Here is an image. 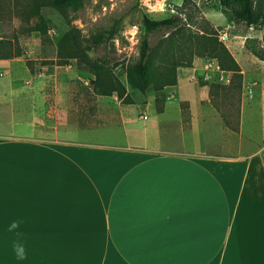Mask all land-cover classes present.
<instances>
[{"label": "crops", "instance_id": "obj_1", "mask_svg": "<svg viewBox=\"0 0 264 264\" xmlns=\"http://www.w3.org/2000/svg\"><path fill=\"white\" fill-rule=\"evenodd\" d=\"M134 101L112 97L94 128L0 119V264H264V146L225 152L200 98Z\"/></svg>", "mask_w": 264, "mask_h": 264}, {"label": "rangeland", "instance_id": "obj_2", "mask_svg": "<svg viewBox=\"0 0 264 264\" xmlns=\"http://www.w3.org/2000/svg\"><path fill=\"white\" fill-rule=\"evenodd\" d=\"M8 3L9 0H0V39H13L19 34V45L24 55L9 60L6 65H0L2 122H11L14 118L19 122L38 121L39 125L57 127L60 131L104 125L105 122H99L98 119L105 106L112 102V97H100L94 93L92 74L80 70L75 60L67 67H43L41 63L57 59L58 42L71 29L80 30L82 36L90 40L106 33L118 20H122L125 31L115 41L91 52L90 57L93 60L107 57L112 60V65L118 64L114 71L132 98L149 105V100L156 98L157 94L153 90L142 94L133 90L127 82V68L138 61L143 38L135 13L140 11L154 20L167 19L182 13L184 21L193 30L197 31L206 24L216 31L220 40L238 60L242 72H222L215 60L205 58V69L190 80L191 83H197L200 90L197 84H188L182 73L179 89L167 88L163 92L170 108L173 107L172 104L180 103L182 108L187 109L191 102L194 111H197L200 109V98L205 110L212 114V122H222L223 126L224 121L219 111L226 109L220 104V100L219 106L214 101L212 102L215 105L211 103L209 87H201L200 82L215 83L222 88L240 85L239 131L234 132L223 127L226 134L223 149L225 152H233L240 151L244 144V147L251 149L264 146V62L256 57L257 52H264V30L248 28L237 21L230 10L221 6L220 0H85L83 7L76 12L44 10L43 15L50 25L47 37L38 33L20 35L22 23L13 15ZM169 35L170 32L165 30L155 33L151 38L152 45ZM196 59L199 58H195V61ZM29 61L34 63L32 69L28 66ZM179 93L188 100L181 101ZM155 108L150 104L146 109V115L151 116V120L154 118ZM11 112H15L16 116ZM183 115V119L188 120L189 113ZM233 122L238 120L233 119ZM83 134L90 132L81 131L78 136Z\"/></svg>", "mask_w": 264, "mask_h": 264}, {"label": "trees", "instance_id": "obj_3", "mask_svg": "<svg viewBox=\"0 0 264 264\" xmlns=\"http://www.w3.org/2000/svg\"><path fill=\"white\" fill-rule=\"evenodd\" d=\"M84 2L85 0H9L13 15L22 23L20 35L38 33L42 37H47L50 32L49 22L43 15L44 10L53 9L62 13L67 10L76 12L83 7ZM220 3L222 7L231 11L237 21L248 28L264 30V0H220ZM135 17H138L136 21L140 25L143 38L138 61L127 68V82L133 90L142 94L153 90L157 94L158 113L164 112L167 103V96L163 92L167 88L178 86L179 69L193 68L195 58L215 60L219 69L225 73L240 74L242 72L240 64L229 48L220 40L218 33L210 29L208 25L204 24L195 31L188 26L187 21H184L182 13L171 18L154 20L138 11ZM125 29L122 20H118L106 33L87 40L80 30L73 28L59 40L57 59L45 60L41 65L67 67L75 60L80 70L94 76L91 83L96 95L116 96L124 105H132L135 103L134 99L114 71L118 64L112 65V60L107 57L94 60L90 57L91 52L115 41ZM164 30L170 32V35L153 46L152 36ZM19 37L17 34L13 39H0V61L12 60L24 55L19 45ZM256 57L264 62V52H257ZM33 65V62H28L31 69ZM200 86L209 87L212 104L216 102L219 106L220 100V104L228 111V113L225 110L219 111L225 126L238 132L242 87L234 84L228 88H222L215 83L202 82ZM233 119H237L238 122H233Z\"/></svg>", "mask_w": 264, "mask_h": 264}, {"label": "clouds", "instance_id": "obj_4", "mask_svg": "<svg viewBox=\"0 0 264 264\" xmlns=\"http://www.w3.org/2000/svg\"><path fill=\"white\" fill-rule=\"evenodd\" d=\"M19 227H20V221H13L9 225L8 231L13 232L16 229H18ZM12 251H13V254H14L16 260L24 261L27 259V250L25 248V245L23 243L19 242V240H17L16 242L13 243Z\"/></svg>", "mask_w": 264, "mask_h": 264}, {"label": "built area", "instance_id": "obj_5", "mask_svg": "<svg viewBox=\"0 0 264 264\" xmlns=\"http://www.w3.org/2000/svg\"><path fill=\"white\" fill-rule=\"evenodd\" d=\"M136 29H138V27H136Z\"/></svg>", "mask_w": 264, "mask_h": 264}]
</instances>
